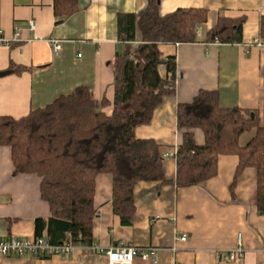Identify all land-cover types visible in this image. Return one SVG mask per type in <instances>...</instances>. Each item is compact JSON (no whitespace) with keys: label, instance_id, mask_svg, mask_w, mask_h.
Returning a JSON list of instances; mask_svg holds the SVG:
<instances>
[{"label":"crops","instance_id":"0c3cea01","mask_svg":"<svg viewBox=\"0 0 264 264\" xmlns=\"http://www.w3.org/2000/svg\"><path fill=\"white\" fill-rule=\"evenodd\" d=\"M147 0H77L69 15L56 16L53 0H0V32L11 37L15 28L21 37L9 45L0 44V117L19 119L55 97L83 85L92 96L108 99L103 108L112 112L113 73L109 62L120 49L117 41L118 13L140 14ZM177 8H204L207 18L191 43L159 44L163 57L173 55L176 80L173 94L164 96L149 123L135 129L138 138L161 145L163 170L168 180L176 173L174 157L182 140L176 125V108L189 102L201 90H216L223 108L248 109L264 126V56L257 46L246 48L252 38L264 40V0H159V13ZM243 18L241 41L207 42V32L218 18ZM35 22L33 32L27 22ZM61 44L52 53L51 41ZM80 54V55H78ZM14 67H20L19 72ZM196 143L203 132L192 129ZM255 130L244 133V145ZM238 159L221 155L212 178L189 187L172 183L138 182L134 187L135 212L130 224H122L112 207V177H96L92 224L93 243L110 247L124 243L134 247H156V263L136 256L133 264H264V214L254 204L256 172L246 168L230 190ZM11 150L0 145V237L36 236L35 220L46 226L50 216L40 197V179L33 174H14ZM45 226L42 233H45ZM241 233L244 258L225 261L222 255L236 244ZM186 235L185 240H178ZM0 264H108L105 255L78 246L70 256L22 258L0 255Z\"/></svg>","mask_w":264,"mask_h":264},{"label":"trees","instance_id":"16d2710c","mask_svg":"<svg viewBox=\"0 0 264 264\" xmlns=\"http://www.w3.org/2000/svg\"><path fill=\"white\" fill-rule=\"evenodd\" d=\"M76 3L53 0L54 14L69 15ZM206 18L204 8H177L160 15L159 0H147L140 14L118 13L117 41L121 47L109 62L114 87L109 115L103 111L108 99L97 100L87 86L80 85L24 117H0V145L11 150L14 174L38 176L40 197L49 206L46 226L42 218L35 220L36 236H47L52 243L91 245L99 174L111 175L113 212L122 224H130L138 182L197 185L216 175L221 155L238 159L230 185L232 196L242 171L255 169L254 204L258 214H264V126L248 109L223 108L218 92L205 89L191 101L179 103L176 125L183 132L174 155L173 180L165 177L161 145L135 135L136 127L150 122L164 96L174 92L175 57H163L159 44L197 41L198 27ZM242 24L243 18L220 17L207 32L206 41L240 42ZM21 70L14 67L15 72ZM195 128L203 132L202 144L194 139ZM253 129L254 135L240 145V137Z\"/></svg>","mask_w":264,"mask_h":264},{"label":"built area","instance_id":"2783aa9c","mask_svg":"<svg viewBox=\"0 0 264 264\" xmlns=\"http://www.w3.org/2000/svg\"><path fill=\"white\" fill-rule=\"evenodd\" d=\"M35 22L30 19L27 22V29L33 32ZM20 29L15 28L12 36L7 37L0 32V44L9 45L12 41L20 39ZM136 44V42H134ZM244 46L249 48L257 46L264 56V40L260 37L252 38ZM52 53L54 56L59 54L61 44L58 40L51 41ZM80 55V54H78ZM174 151H168L165 156L174 157ZM178 240H185L186 235H180ZM80 245L73 244L70 241L52 243L47 236H34L32 238H21L14 235L0 237V255L7 257L22 258H49L53 256H70ZM92 253L105 255L108 264H133L136 256L143 260H150L156 263L159 259L158 249L156 247H134L124 243H118L110 247H101L94 243L88 246H82ZM245 249L242 244L241 233L237 234L236 244L233 248L226 251L222 257L228 262L241 261L244 258Z\"/></svg>","mask_w":264,"mask_h":264},{"label":"water","instance_id":"95a60500","mask_svg":"<svg viewBox=\"0 0 264 264\" xmlns=\"http://www.w3.org/2000/svg\"><path fill=\"white\" fill-rule=\"evenodd\" d=\"M9 71L0 72V76L6 75ZM250 116L253 117V113H250Z\"/></svg>","mask_w":264,"mask_h":264}]
</instances>
